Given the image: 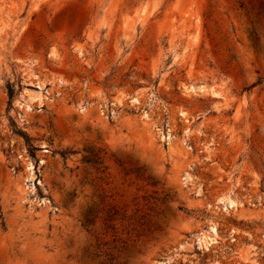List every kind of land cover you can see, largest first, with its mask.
<instances>
[{
  "label": "rangeland",
  "instance_id": "obj_1",
  "mask_svg": "<svg viewBox=\"0 0 264 264\" xmlns=\"http://www.w3.org/2000/svg\"><path fill=\"white\" fill-rule=\"evenodd\" d=\"M0 264H264V0H0Z\"/></svg>",
  "mask_w": 264,
  "mask_h": 264
},
{
  "label": "trees",
  "instance_id": "obj_2",
  "mask_svg": "<svg viewBox=\"0 0 264 264\" xmlns=\"http://www.w3.org/2000/svg\"><path fill=\"white\" fill-rule=\"evenodd\" d=\"M13 94H14V92H13V90L10 88V90H9V98H10V100L13 99ZM21 134H23V135L25 136L24 133H21Z\"/></svg>",
  "mask_w": 264,
  "mask_h": 264
}]
</instances>
